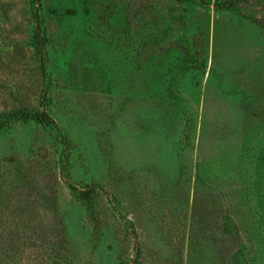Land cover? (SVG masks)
<instances>
[{
  "label": "rangeland",
  "instance_id": "obj_1",
  "mask_svg": "<svg viewBox=\"0 0 264 264\" xmlns=\"http://www.w3.org/2000/svg\"><path fill=\"white\" fill-rule=\"evenodd\" d=\"M0 264H264V0H0Z\"/></svg>",
  "mask_w": 264,
  "mask_h": 264
}]
</instances>
